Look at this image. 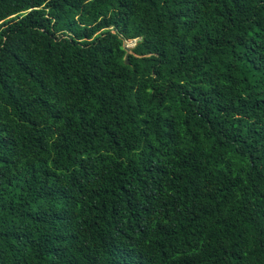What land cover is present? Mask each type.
<instances>
[{
	"label": "trees",
	"instance_id": "16d2710c",
	"mask_svg": "<svg viewBox=\"0 0 264 264\" xmlns=\"http://www.w3.org/2000/svg\"><path fill=\"white\" fill-rule=\"evenodd\" d=\"M0 264H264V0H0Z\"/></svg>",
	"mask_w": 264,
	"mask_h": 264
},
{
	"label": "water",
	"instance_id": "95a60500",
	"mask_svg": "<svg viewBox=\"0 0 264 264\" xmlns=\"http://www.w3.org/2000/svg\"><path fill=\"white\" fill-rule=\"evenodd\" d=\"M125 49L127 51V54H126V64L129 63V55L133 53V47H128V46H125Z\"/></svg>",
	"mask_w": 264,
	"mask_h": 264
},
{
	"label": "rangeland",
	"instance_id": "374dc122",
	"mask_svg": "<svg viewBox=\"0 0 264 264\" xmlns=\"http://www.w3.org/2000/svg\"><path fill=\"white\" fill-rule=\"evenodd\" d=\"M136 45V41H126V46L134 47Z\"/></svg>",
	"mask_w": 264,
	"mask_h": 264
}]
</instances>
